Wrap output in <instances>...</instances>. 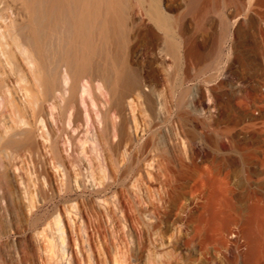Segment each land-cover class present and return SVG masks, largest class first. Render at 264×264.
<instances>
[{"label":"rangeland","instance_id":"374dc122","mask_svg":"<svg viewBox=\"0 0 264 264\" xmlns=\"http://www.w3.org/2000/svg\"><path fill=\"white\" fill-rule=\"evenodd\" d=\"M187 3L168 9L175 55L150 64L145 29L130 30L142 88L124 107L83 78L77 100L56 92L36 110L34 147L4 142L33 117L7 67L0 264H264V25L222 28L247 19L246 0L209 10L213 28Z\"/></svg>","mask_w":264,"mask_h":264},{"label":"bare ground","instance_id":"6f19581e","mask_svg":"<svg viewBox=\"0 0 264 264\" xmlns=\"http://www.w3.org/2000/svg\"><path fill=\"white\" fill-rule=\"evenodd\" d=\"M221 1L188 0L187 4L198 12L200 25L209 24L213 28L217 22H209L206 14ZM246 2L247 19L236 23L223 17L220 24L224 30L243 26L258 29L264 25V0ZM228 3L242 7L244 0H228ZM172 4L173 0H135V3L131 0H0V26H4L0 34V95L3 88L11 91L5 78L9 67L20 73L29 90L27 95L24 93V99L13 98L14 103L21 109H33V117L20 119L22 123L17 122L8 130L5 144L16 149L34 147L36 110H43L44 103L54 98L56 92H67V101L77 100L81 82L86 77L102 79L110 90L113 104L124 107V97L135 88H142V76L133 68L138 42L129 43L130 30L141 26L145 29L150 64L163 51L175 55V28L168 13ZM162 34L166 36L163 43ZM120 130L123 131V126ZM53 151L57 153L56 147ZM3 175L4 169L0 168V177ZM58 229L64 234L60 219Z\"/></svg>","mask_w":264,"mask_h":264}]
</instances>
